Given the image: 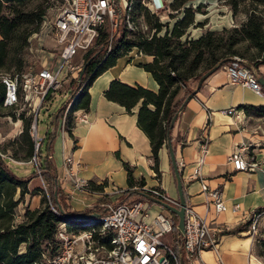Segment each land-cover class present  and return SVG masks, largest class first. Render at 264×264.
<instances>
[{"label":"trees","instance_id":"1","mask_svg":"<svg viewBox=\"0 0 264 264\" xmlns=\"http://www.w3.org/2000/svg\"><path fill=\"white\" fill-rule=\"evenodd\" d=\"M37 1L39 4L31 6ZM48 1L0 0V72H23L24 54L29 46V38L39 31L50 6ZM190 1L170 2V9L181 17L172 28H168L167 22L162 23L160 17L150 12L141 0H133L130 14L137 29L131 31L123 25L121 36L115 35L110 49L108 48L110 33L107 27L101 29L96 45L87 52L85 60L87 65L81 80L74 79L70 84L72 88L70 97L75 98L69 111L70 135L74 120L73 113L89 109L88 90L95 79L113 67L120 57L128 55L132 49L150 55L153 60L140 66L151 73L158 83L157 92L140 84L128 85L113 80L104 95L108 100L124 106L128 112H132V109L139 104L138 126L150 140L154 159L153 170L159 178V151L169 138L172 139V121L184 107L185 100L194 91L189 86V81H199L210 69L219 64H221L220 68L224 67L235 56L243 59L258 78L260 74L258 68L264 63V0H234L232 3L235 8L237 4L244 5L246 19L231 28L208 29L197 38H188L189 28L202 26L205 23L196 21V13L200 11L201 5L194 8L189 4ZM140 16L144 18L149 29L153 30L151 35L139 29L137 19ZM174 17V14H171V18ZM185 36V40H182ZM4 96L5 87L0 83V109L4 107ZM70 100L52 115L51 129L45 133L37 153L40 175L48 185L49 198L47 200L42 196V206L36 209L27 208L20 221L16 211L25 194L37 195L42 189L35 188L30 191L29 179L17 176L12 170V161L0 155V264H35L41 259L44 251L50 256L54 255L57 252V229L61 222H66L68 230L76 233L90 227L86 221L68 219L60 211L61 207L68 215H78L76 211L71 210L63 190L57 185L52 158L57 137V122ZM238 109H243L248 115L264 117V106L241 105ZM14 118L17 117L14 115ZM20 118L23 120V131L17 140L13 139L6 144L2 153H8L10 151L8 146L16 142L24 151L22 158L28 160L34 154V139L30 134L32 118L25 113H22ZM11 151L10 158L18 159V152L14 149ZM124 168L127 171L128 188L118 199L134 201L140 195L139 190L133 188L145 185V180L144 178L136 180L133 169L128 163L124 162ZM33 173L35 176L39 175L36 169ZM89 185L92 191H102L104 188L103 185H96L92 181H89ZM18 193L19 198H16ZM184 194L187 201L185 190ZM96 209L97 206H94L87 209L84 214L104 211ZM263 211L264 208L257 210V212ZM170 215L176 238L175 245L178 247L179 219L172 212ZM238 231L240 230L236 229L224 234Z\"/></svg>","mask_w":264,"mask_h":264},{"label":"crops","instance_id":"2","mask_svg":"<svg viewBox=\"0 0 264 264\" xmlns=\"http://www.w3.org/2000/svg\"><path fill=\"white\" fill-rule=\"evenodd\" d=\"M45 43L52 45L47 47L43 44L47 49L55 51L56 43L53 37L51 41L45 40ZM53 51L42 52V66H58L60 60L57 52ZM152 60V56L134 49L98 76L88 90L89 109L79 113L85 112L90 122L82 124L73 120L71 139L66 145L67 150L74 154V170L78 176L96 185H103L108 192L114 187L128 188L125 162L132 167L136 180L144 178L145 185H158L171 198L178 199L177 181L168 142L166 141L159 151L158 178L153 170L154 159L150 140L138 126L139 104L132 112H128L124 106L108 100L104 95L113 80L128 85L140 84L157 92L158 83L151 73L140 66ZM258 72V79L264 77V63L259 66ZM193 89L196 90L197 87ZM241 105L264 106V96L257 95L248 87L231 84L225 68L222 67L186 102L178 113L171 133L176 160L178 164L183 163L180 169L187 204L205 217L212 227L219 230L218 252L224 264H252V237L248 234L250 231L240 229L231 234H224V231L240 227L245 222L243 213L251 214L264 208V117L248 115L243 109H238ZM230 108H237L238 116L224 113V110ZM3 116L12 120L8 114ZM11 122L17 127L16 135H20V131H23V120L16 118V121ZM203 142L207 143V153L201 166L202 179L210 187L222 190L229 206L240 203V213L228 211L216 214L208 195L202 191L201 178L193 177ZM242 143L250 146L249 151L258 162L255 171H236L228 161L232 151ZM62 152L63 141L57 136L52 153L56 176L62 170ZM10 154L8 151L4 158L12 163L33 165L29 161L17 162L10 158ZM24 169L22 172L25 176L22 178L29 179L28 189L33 191L35 188H42L44 178L34 175L35 167L32 171ZM25 196L17 207V217L21 219L27 208L40 207V195L26 193ZM65 197L69 198L66 201L71 210L78 214H84L99 202L96 195L82 192H74ZM98 209L100 208L97 206L96 210ZM250 217H247V221ZM202 259L208 264H219L214 252L203 253Z\"/></svg>","mask_w":264,"mask_h":264},{"label":"built area","instance_id":"3","mask_svg":"<svg viewBox=\"0 0 264 264\" xmlns=\"http://www.w3.org/2000/svg\"><path fill=\"white\" fill-rule=\"evenodd\" d=\"M133 0H65L58 10L51 32L55 40V52L60 60L55 68L42 66L38 70L0 72V83L5 87L3 105L13 109L18 120L25 113L32 118L30 134L34 139L35 153L30 159L39 176L38 149L44 136L39 135L37 118L41 109L59 92L70 79L77 77L83 70V54L92 49L100 36L103 27L110 33L108 48L120 29L121 19L124 26L131 31L137 29L131 19ZM150 12L164 18L170 11L168 0H141ZM144 27V26H143ZM146 29L147 26L145 25ZM81 55V61L75 59ZM229 81L233 85H242L253 90L257 95L264 96V90L254 71L238 56L233 57L225 66ZM75 98H71L63 115L57 122V136L63 141L62 170L56 176L57 185L68 197L74 192L93 194L99 200L109 197L107 201L97 202L103 212H96L86 220L89 229L81 232L68 230L67 223L58 225L56 242L57 252L50 256L47 251L35 264H208L202 259L205 252H214L219 264H224L218 252L220 240L219 230L212 227L207 219L201 216L192 206L187 205L185 213V233L176 238L170 212L161 205L155 204L142 195L146 193L175 207H180L179 199L171 198L160 186L143 185L134 187L139 190L140 197L134 201H121L125 189L114 187L111 192L106 188L92 191L89 180L81 178L74 170V154L67 150V142L71 139L69 127V111ZM85 110L73 113L74 122L89 123ZM225 114L238 116L237 108L224 110ZM72 130V129H71ZM22 130L20 131V133ZM250 146L240 144L230 154L228 161L236 171H255L258 162L249 151ZM201 154L197 159L193 177L201 178L202 191L208 195L211 206L216 214L242 211L241 204L229 206L222 190L210 187L201 177V166L207 153V143L200 147ZM0 155L6 154L0 150ZM179 168L183 163L179 162ZM43 180V179H42ZM46 189V183L43 182ZM115 197V198H113ZM52 209L57 210L51 205ZM263 212L243 213V218L257 217ZM21 218H18L20 221ZM172 237V244L165 242V236ZM260 264H264L263 262Z\"/></svg>","mask_w":264,"mask_h":264},{"label":"rangeland","instance_id":"4","mask_svg":"<svg viewBox=\"0 0 264 264\" xmlns=\"http://www.w3.org/2000/svg\"><path fill=\"white\" fill-rule=\"evenodd\" d=\"M125 1H128V0H124V4H125ZM172 1L173 0H168V3L170 4V2ZM64 2L65 0H49L48 1V4L50 6L47 9V12L42 20L39 31L33 33L29 38V46L26 49L25 54H24L25 66L23 68V72L29 69L38 70L39 68H41L42 58L40 56L42 52L44 53V51H51V50L53 51V49H47V47H51L52 45H50L49 43H45V40L51 41L53 37V34L51 32L53 22H54V19L56 17L58 10L61 8ZM232 2H234V0H191L189 4H192L194 8L201 5L200 11L196 13V21L204 22L205 24H203L202 26L190 27L188 30V33H189L188 38H197L208 29L222 30L223 28H231V27L237 26L241 22H243L246 19V13L243 11L244 5L237 4V7L235 8ZM37 4H39V1L34 2L31 6H35ZM171 14H174L175 17L171 18ZM180 17L181 15L176 14L175 11L170 9V11L166 13L164 18H160V21L162 23L167 22L168 28H172L175 22ZM137 20L139 22L138 23L139 29H141L142 32H145L151 35L153 30L149 29V26L144 21V18L140 16ZM123 25H124V18L121 19L120 29L116 34L117 37L121 36ZM145 25L147 26V29ZM164 30L165 28L161 31L162 34L164 33ZM49 35L50 37H48ZM185 38L186 36L183 37L182 40H185ZM0 39H1V35H0ZM43 44H46L47 47H45ZM131 51H133V49ZM86 55L87 53L83 54L84 66L87 63L85 61ZM81 58L82 57L80 55L75 59V61L79 62L81 61ZM79 77H80V74L77 77L71 76L70 79L65 83L64 87L50 98L48 105L40 110L38 118H37L39 135L44 136L47 130L51 129L52 115L55 112H57L62 107L63 104L67 103L70 100L71 98L70 91L72 90V88L70 87L71 81L74 79H79ZM197 84H198L197 80L189 81V86L191 88H196ZM6 114L11 116L12 120H9L3 116ZM11 121H16V118H14L13 109L6 108V107L1 108L0 109V144H1L0 149L3 152H4V148H6L7 146L6 144H8L13 139L17 140L19 137V135H16L17 127ZM8 147L10 149L11 154H12L11 150L13 149L18 152L19 158L18 159L13 158L17 162L30 161V159L32 158L30 157L28 160L23 159L22 157L24 156V151L21 147H19L18 143L16 142L15 143L13 142V144L9 145ZM35 151L36 150H35V145H34V153ZM33 165L24 166V165L16 164L13 162L11 167L14 173L22 178L23 176H25L22 170L25 168V169H28L29 171H32L34 169ZM42 186H43L41 188L42 192L38 194L41 196L40 207L42 206V196H45L47 200L49 198V190H48L47 183H46V189L44 188V185ZM67 199L69 198H66V200ZM107 200H109V197H106L105 199H101L99 201H107ZM16 214H17V211H16ZM236 229H239V230L245 229L247 231H250L248 234L249 236L252 237V248H251V254L253 255L252 264H260L262 262L264 263V213H260V215L257 217H253V216L250 217L249 221H245L240 227ZM228 231H232V230L226 229L224 232H228ZM164 239L166 243H169L170 245L172 244V237L170 235L165 236ZM172 246L176 249L175 245L172 244Z\"/></svg>","mask_w":264,"mask_h":264},{"label":"water","instance_id":"5","mask_svg":"<svg viewBox=\"0 0 264 264\" xmlns=\"http://www.w3.org/2000/svg\"><path fill=\"white\" fill-rule=\"evenodd\" d=\"M87 63L85 64L82 72L80 73V77H79V81L81 80L85 67H86ZM221 64L215 66L214 68L210 69L208 72H206L198 81L197 84V89L193 91V93L185 100L184 105L186 104V102L196 93L197 90H199L202 86V84L212 75L214 74L219 68H220ZM258 82L260 83V85L262 86V88H264V77H260L258 79ZM178 114L174 117L171 127L173 128L175 125V122L177 120ZM168 142V146H169V151H170V156H171V163H172V167L173 170L175 172V176H176V181H177V189H178V199L180 201V207H175L167 202H164L162 200H159L153 196H150L146 193L140 192V195H142L143 197H145L146 199H148L149 201L161 205L162 207H164L167 211L174 213L175 215L178 216V225H177V230L180 236H182L185 233V213H186V207H187V201L185 198V194H184V185L182 182V174H181V169L179 168L178 164H177V160H176V156H175V152H174V148L172 146V141L169 138L167 140ZM56 194V193H55ZM60 211L65 215V217H67L68 219H73V220H83L86 221L89 218H92L95 213H91V214H78V215H68L66 214L63 209L60 207ZM181 264L182 261H181Z\"/></svg>","mask_w":264,"mask_h":264}]
</instances>
